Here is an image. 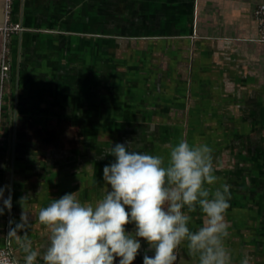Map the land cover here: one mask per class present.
I'll use <instances>...</instances> for the list:
<instances>
[{
    "label": "crops",
    "instance_id": "crops-1",
    "mask_svg": "<svg viewBox=\"0 0 264 264\" xmlns=\"http://www.w3.org/2000/svg\"><path fill=\"white\" fill-rule=\"evenodd\" d=\"M261 1L14 0L11 21L25 30L8 40L0 188L12 207L0 199V244L24 262L7 236L21 222L20 198L30 195L26 231L42 256L49 232L39 210L66 193L101 199L109 187L103 167L114 157H97L111 142L133 141L167 159L186 139L213 149L212 187L231 186L232 264H264V44L254 18ZM2 43L0 35V52ZM211 129L220 131L213 141L192 136ZM191 215L195 231L204 217L199 209ZM148 247L141 239L133 264H143ZM176 251L180 264H198L186 244ZM36 264H44L40 256Z\"/></svg>",
    "mask_w": 264,
    "mask_h": 264
},
{
    "label": "clouds",
    "instance_id": "clouds-1",
    "mask_svg": "<svg viewBox=\"0 0 264 264\" xmlns=\"http://www.w3.org/2000/svg\"><path fill=\"white\" fill-rule=\"evenodd\" d=\"M108 156L114 160L103 167L102 179L109 187L101 199L94 204L81 202L76 192L66 193L39 210L38 221L49 232L42 256L26 231L31 224L24 205L31 197L20 198L21 222L10 228L7 238H15L24 264H36L38 256L44 264H116L117 258L118 264H133L141 239L149 246L143 264H175L182 244L198 264H232L225 246L231 186L212 187L218 177L211 147L180 139L165 159L136 150L133 141L111 142L97 159ZM3 204L11 211V195ZM198 209L203 224L192 231L191 214ZM129 224L135 226L131 232L126 230ZM21 231L22 236L17 234ZM0 264L15 261L5 259ZM242 264H248L247 259Z\"/></svg>",
    "mask_w": 264,
    "mask_h": 264
},
{
    "label": "built area",
    "instance_id": "built-area-1",
    "mask_svg": "<svg viewBox=\"0 0 264 264\" xmlns=\"http://www.w3.org/2000/svg\"><path fill=\"white\" fill-rule=\"evenodd\" d=\"M14 0L4 1V24L0 26V35L3 37V43L0 52V121L3 115V107L5 103L7 84L10 80V73L12 69V61L10 56V49L8 45L9 37L18 32H22L25 28L21 23H14L11 21V11ZM254 18L258 28L257 41L264 44V1H261L254 9ZM177 260L175 264H180V255L176 251ZM8 260L15 261V264H24L15 257L13 249L10 245L0 244V261Z\"/></svg>",
    "mask_w": 264,
    "mask_h": 264
},
{
    "label": "rangeland",
    "instance_id": "rangeland-1",
    "mask_svg": "<svg viewBox=\"0 0 264 264\" xmlns=\"http://www.w3.org/2000/svg\"><path fill=\"white\" fill-rule=\"evenodd\" d=\"M219 132L220 131H217V130H205V131H198V130H194V131H192V136L195 138V139H198V138H201L202 136L204 137L205 136V138H208L209 140L211 139V141H213V139H214V136L215 135H218L219 134ZM223 132H225V133H227L228 134V136H229V132L228 131H223ZM219 136V135H218ZM196 142V141H195ZM228 150V147H225V146H223V151H224V153H226L225 152V150Z\"/></svg>",
    "mask_w": 264,
    "mask_h": 264
}]
</instances>
